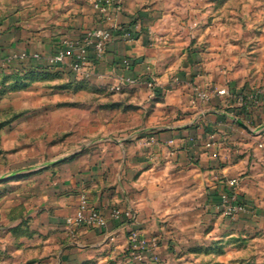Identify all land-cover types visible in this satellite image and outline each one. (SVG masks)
Segmentation results:
<instances>
[{
	"label": "crops",
	"instance_id": "1",
	"mask_svg": "<svg viewBox=\"0 0 264 264\" xmlns=\"http://www.w3.org/2000/svg\"><path fill=\"white\" fill-rule=\"evenodd\" d=\"M197 3L204 4V13L197 12ZM215 4L217 2L211 0H113L108 12L96 10L89 25L85 24L61 37L36 35L18 22L5 26L0 24V64L18 68L28 65L54 66L71 71L78 80L89 81L98 88L107 87L114 92L116 89L113 87L120 84L125 91L123 95L134 104H139L137 110L131 111L138 116L140 135L136 136L138 139H125L128 141L124 144L126 161L129 164L135 161L160 164L158 167L152 166L139 178L153 181L149 183L152 195L161 199L168 194L163 187L166 180L164 175L171 165L190 163L191 159L197 157L198 175L208 187V196L214 200L215 210L218 209L220 195L228 186V180L237 177L239 192L251 206L248 215L253 220L262 221L264 8L232 9V19L236 23L230 26L228 15L223 13L227 8L219 6L217 12ZM118 5L121 9L117 8ZM248 18L250 20L246 23ZM213 19L218 22L212 23ZM202 20L203 27L199 24ZM136 22L140 23V29L132 37H125L123 30L114 33L102 57L96 55L93 47L88 48V76L74 71L73 57L57 63L50 61L63 47L65 39L83 40L85 28L117 24L129 26ZM187 50L191 51L192 62L185 68L180 55ZM248 54H251V58ZM195 59L206 69L205 74L188 78L187 85H173V75L179 72L180 66L189 74L196 66ZM125 77H132L136 82L127 83ZM151 79L156 80L154 89L148 85ZM168 85L172 89L166 91ZM195 85L205 89L225 87L235 97L213 93L208 103L192 106V87ZM180 112L185 114L178 118ZM233 114L237 116V122L232 121ZM195 121H202L196 129L192 125ZM211 136L219 147L217 144L211 148L206 146ZM86 159L77 156L62 162L59 167L62 171L59 193L48 196L49 201L39 211L29 213L27 224L20 222V214L17 213L12 216L15 220L6 232L0 225V261L15 258L29 264L31 259L44 256L52 260L53 248L57 250L61 264L73 260L85 262V253L97 258L98 252L106 249L120 232V222L112 217V209L116 206L136 205L140 209L141 227L144 231L150 229L148 224H144L148 221L143 217L147 211H156L148 208L146 195L149 190L145 188L143 194L123 193L118 187L115 191L110 190L111 185L107 180L108 175L113 174L112 163L108 160L102 163L97 159L88 163ZM161 163L165 169L163 175V172H159L162 171ZM244 171L247 174L243 175ZM127 173L126 167L122 177L126 178ZM118 174L121 175L120 172ZM161 179L163 182L158 183ZM83 194H87L90 201L106 215L108 230L112 233L110 238L98 228L66 224V218L75 214ZM219 229L220 259L234 256L229 251H235L237 261L242 254L238 228L229 233L224 224ZM38 230L48 232V238L44 235L42 247L35 244L40 235ZM52 234L57 238H49Z\"/></svg>",
	"mask_w": 264,
	"mask_h": 264
},
{
	"label": "rangeland",
	"instance_id": "2",
	"mask_svg": "<svg viewBox=\"0 0 264 264\" xmlns=\"http://www.w3.org/2000/svg\"><path fill=\"white\" fill-rule=\"evenodd\" d=\"M96 1L0 0V24L5 26L18 22L36 35L61 37L85 24L89 25L92 15L98 10ZM211 1L217 2V12L219 6L227 8L223 13L228 15L230 26L236 23L232 19V9L264 8V0ZM200 11L205 12L203 3H197V12ZM245 14L248 15V12L245 11ZM214 22L218 20L213 19ZM199 24L205 26L203 20ZM89 29L85 28L86 31ZM190 52L187 50L180 55L185 68L192 62ZM248 55L251 58V54ZM194 64L196 66L189 74L180 66L179 72L173 75V85H187L188 78L205 74L206 69L197 59ZM170 85L166 91L172 89ZM106 88L78 80L71 71L54 66L28 65L18 68L0 64V225L4 227V232L13 224L14 214H20V222L27 224L29 213L39 211L49 201L48 196L59 193L58 186L62 181L59 167L62 162L77 156L86 157L88 163L93 159L112 163L113 174L108 175L107 180L111 185L110 190L115 191L118 187L123 193L143 194L151 188L153 181L148 178L140 180V175L160 164L136 161L129 164L126 161L124 144L128 141L125 139L140 135L138 116L132 112L137 110L139 104L124 96L122 87L116 90L118 92ZM196 88L212 90L195 85L192 87L193 95ZM193 95L192 106L203 104H193ZM182 113L185 114L180 112L178 118ZM202 121H195L192 125L196 129ZM232 121H238L234 114ZM211 137L213 144L206 146L211 148L217 144L219 147L215 138ZM196 158L191 159L190 163L180 162L167 169L163 186L168 192L166 196L157 199L152 191H148V208L156 209L152 213L145 211L143 216L148 221L144 224H148L150 229L144 231L141 227L140 209L136 205L116 206L122 210L131 209L133 213L129 223H120L116 239L109 242L106 249L100 250L97 258L85 253V262L73 260L68 264H264V220H253L248 215L251 206L247 198H242L239 189L238 201L245 205L246 212L228 215L220 203L216 211L214 200L208 196V187L198 175ZM126 167L128 173L125 178L122 173ZM160 167L161 173L165 169L163 164ZM225 189L228 190L229 186ZM224 224L229 233L237 228L240 233L242 254L237 261L235 251L229 250L234 256L220 259L219 228ZM131 229H138L145 236L158 240L155 250L157 259L153 258V250L147 252L145 260L134 256L128 240ZM37 232L40 235L35 244L42 247L44 235L47 237L48 232ZM55 236L52 234L49 238L53 240L57 238ZM52 254V260L48 256L38 257L31 259L29 264H61L55 248ZM23 262L15 258L0 261L2 264Z\"/></svg>",
	"mask_w": 264,
	"mask_h": 264
},
{
	"label": "built area",
	"instance_id": "3",
	"mask_svg": "<svg viewBox=\"0 0 264 264\" xmlns=\"http://www.w3.org/2000/svg\"><path fill=\"white\" fill-rule=\"evenodd\" d=\"M113 5V0H97L96 8L106 13L110 6ZM121 9V6H117ZM140 29V23L136 22L129 26H121L119 24L110 27L98 26L89 29L84 34V39L80 41H71L65 39L63 41V47L58 50L57 54L50 59L52 63L62 62L67 57H73L72 67L77 73H81L88 76L90 72L86 69V62L88 61V48L93 47L96 55L102 57L105 54L107 44L113 39L114 33L119 30L124 31L125 37H132ZM38 56V54H35ZM125 81L130 84H134L136 79L132 77H125ZM149 87L155 88L156 80L151 79L148 83ZM121 85L117 84L113 88L116 90L121 89ZM213 93L218 95H228L235 97V94L230 92L227 88H214L212 90H203L196 88L193 95V104L199 102L208 103ZM241 99V97H238ZM212 139V137H211ZM211 139L207 142V146H211L213 142ZM229 186L228 190H225L221 194L220 206L224 209L228 215H234L237 213H243L247 211L245 205L239 203V193L237 191L239 186V179L237 177L230 178L227 182ZM232 189V190H230ZM132 210H122L117 207L112 209V217L121 224L129 223L132 215ZM66 224L68 226H89L98 228L104 231L108 238L112 236L111 231L108 230V219L102 211L97 208L91 201L87 194H83L80 199L79 206L75 214L66 218ZM133 254L139 260H145L147 258V252L153 250V258L157 259L155 250L158 247V240L156 238H149L141 233L138 229H131L128 237Z\"/></svg>",
	"mask_w": 264,
	"mask_h": 264
},
{
	"label": "trees",
	"instance_id": "4",
	"mask_svg": "<svg viewBox=\"0 0 264 264\" xmlns=\"http://www.w3.org/2000/svg\"><path fill=\"white\" fill-rule=\"evenodd\" d=\"M34 66V65H33ZM36 66V65H35Z\"/></svg>",
	"mask_w": 264,
	"mask_h": 264
}]
</instances>
